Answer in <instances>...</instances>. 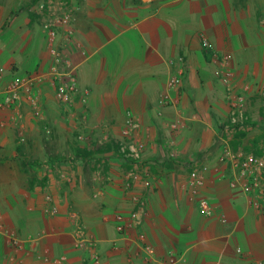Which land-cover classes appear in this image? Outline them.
Returning <instances> with one entry per match:
<instances>
[{
  "label": "crops",
  "instance_id": "crops-1",
  "mask_svg": "<svg viewBox=\"0 0 264 264\" xmlns=\"http://www.w3.org/2000/svg\"><path fill=\"white\" fill-rule=\"evenodd\" d=\"M40 4L0 0V98L8 84L35 75V92L44 108L55 98L47 76L52 58ZM260 7L264 0H69L70 23L58 28L55 40L79 86L73 105L64 106L67 118L72 121L83 112L88 131L104 128L117 134L131 112L135 132L157 134L164 131L157 121L160 110L171 116L194 102L192 112L198 114L193 120L211 121L212 114L199 110L198 103L211 96L215 53L207 50L206 60L201 38L219 52L233 53L237 42L249 46V35L238 32L247 21H264ZM173 74L181 75V85L171 92L175 105L164 109L159 97ZM60 114L53 117L59 119ZM1 120L5 127L17 120L28 135L42 129L24 101L18 109L5 110ZM3 129L0 137L12 130ZM180 135L175 147L173 139L165 141L171 158L161 163L145 159L151 164L149 184L137 182L134 190L123 183L125 163L118 158H106L111 163L100 174L94 170L96 178L94 172L85 175V163L77 157L58 163L59 151L50 139L25 145L28 150L38 147L44 157L19 163L20 182L17 175L0 176V230L5 233L0 237V264H242L237 247L258 253L264 245L263 218L239 188L229 186L230 178L221 175L213 157L204 159L208 170L203 174L199 169L204 184L192 194L188 158L200 147L191 131L189 137L186 131ZM135 193L146 207L137 230L128 215ZM92 196L97 200L92 202ZM200 197L209 201L211 216L200 213ZM75 212L81 224L73 222ZM118 212L129 221L122 234L115 230ZM142 244L154 249L153 259Z\"/></svg>",
  "mask_w": 264,
  "mask_h": 264
},
{
  "label": "rangeland",
  "instance_id": "rangeland-1",
  "mask_svg": "<svg viewBox=\"0 0 264 264\" xmlns=\"http://www.w3.org/2000/svg\"><path fill=\"white\" fill-rule=\"evenodd\" d=\"M42 1L45 0H41V2ZM262 8L263 7H260V9ZM241 28L243 29V31H240L238 33L242 36L246 35L247 33L250 38L248 41H250L251 44H249V46L242 47L237 42L235 47L232 48L234 50L233 53L227 51L226 53L219 52L214 46H212L207 38H201V42L203 41V39L207 40L209 44L207 49L215 53V56L211 60V67L213 70L212 79L214 83L212 87L209 88V91L211 93L209 100L205 101L202 100V98V102L198 103V106L200 107L199 110H208L213 116L212 120L208 121L200 118L194 121L192 116H196V114H198V111L195 112L196 114L192 112V109H195L194 102H189L187 104V110L185 111L184 108H179L181 110L180 111L177 109V107H174L177 109L176 111L178 113H172L171 116L166 115L165 112V114H162L163 110H160V115H158L159 118L157 119V121L161 123L165 132L162 130L157 134H151L149 132L146 133L145 131H141L140 133L134 132L131 135L130 141H136L139 139L144 141L145 150L143 151L138 162L135 161L131 165L128 164L127 169L126 165L124 169L122 168L123 183L125 185L128 182L130 183V186L126 188H132L131 190H134L135 187L133 186L137 184V182L139 183L149 178L150 166L148 164L150 163L147 162V164L145 159L153 157V159L156 158V161H158V163H161L163 161V158H171V155L168 156L170 150L167 147V142L173 139V145L175 147L177 144V139L180 138L179 140H181L180 133L183 131H186L187 137H189V132L191 131L192 140L196 138V142L198 144L197 148L200 147L198 149H201V151L195 149L193 150L192 154H189V173L191 171L190 165L193 161H195L197 164L198 172L201 171L204 174L205 168L208 170V167H206L207 163L204 164V159L207 157H213L215 158V163H219L216 168L222 176L230 178V180L235 176L236 178L237 176L239 177L237 169H233L231 160L228 159V157H226L223 153L225 145H228L234 156L238 158L240 157L242 159L249 155H253L247 153L246 148L251 144L253 140H255L261 135V133L264 132V21H262V23L260 24L253 21H247V23H244L243 27ZM55 46L59 50H63V47L60 45L58 46L57 43ZM51 66L52 60L50 68ZM224 77L228 78L229 84H224L222 82V79ZM230 93H232V95H241L244 99V114L247 117V124L242 128L233 127L229 122L230 110L228 108L227 96ZM38 104L42 114V118L38 121V125L41 126L42 129L38 134L28 135L27 132H24L22 130L23 128H21L17 120H12L9 127H4L3 131L6 128L12 130H5V135L0 137V176L5 177L10 174L17 175V180H19L20 182V178L18 176V169L20 168L19 163H24L27 160L31 161L32 159L43 160L44 156L41 157L42 151H40L38 147L35 149L30 148L28 150L25 148V145L28 144L37 145L39 143L48 142L50 139L49 142L52 141L54 145L56 144L55 147L59 151V153L57 154V161L59 163L64 161H74L77 149L85 152V150H90L95 145H103V143L111 138L118 139L120 142L126 141V138H124L123 136L124 125L122 126V128H120V131L117 134L109 133V131L104 130V128H97L99 129V132L94 133L93 131H88L87 126L89 124V120L86 119L83 112L75 114L78 117L74 116V120H72V122L67 118L65 114L66 106L57 101L56 98L54 99V101H52V103L46 102L44 108L41 106L42 103L39 102V100ZM178 105H180V103ZM57 112H61L63 114H60L62 115V117L59 119L53 117V115ZM177 115H180V117H177ZM185 118L191 119L192 121L187 122ZM54 120H57V123H55ZM166 125L169 126V129L171 130H167L168 128ZM172 125L176 126L173 128ZM241 133H245V137L240 135ZM259 146L260 148H262V154L260 156L254 155V157L260 158L263 162L262 169L258 171V175L261 181L260 187H262V197L260 195L261 198L259 197L256 199V201L258 200V207H254L251 203H249V201H251V198L247 199L248 195H246V200L250 207L252 209L254 208L253 210L258 212V214L263 218V228L261 230L260 237L264 240V142L260 141ZM155 148L158 149V152L154 150ZM144 154L145 158H143ZM99 158L101 159L99 162L97 159L95 167L97 168L96 172L100 174L106 167H108L111 162H108L105 159V156L99 155ZM222 165L223 167L221 170L220 168ZM33 171L34 169L32 170V173H34ZM129 172H133L138 177V179H136L135 181H132V178L127 179L126 176ZM98 173L94 174L96 178L99 175ZM140 191L143 192V189L141 188ZM133 197L136 198V200L132 203V207L128 215L131 219L130 223L133 224L135 226V230H137L142 225L143 215L145 213L146 207L145 201H141L142 197L139 196L138 193H135L134 196L132 195V199ZM96 198L97 197L92 196V198L89 199L94 202L97 200ZM92 205L93 203L90 204V206ZM51 206L53 207V205ZM94 207L96 208V206ZM71 209H75V207L72 206ZM75 213L76 215L73 216V222L81 224V217L77 212ZM135 213L139 214V224H135L133 220V215ZM118 216L122 217V224L124 225V230L121 232H118L117 230V226L119 224V221L117 220ZM115 222V230L117 231V233L122 234L127 231L129 221L126 219L122 212H118L117 214H115ZM79 230L80 229H77V231H75V235L79 234ZM141 235V231H138V239L143 242L145 238ZM142 246L145 251V247H147L148 245L142 244ZM240 248L243 250L242 247ZM244 252L249 254L247 251ZM257 252L258 253H252L250 255L254 258L264 257V245L262 247H259ZM238 258L241 261V258L239 256Z\"/></svg>",
  "mask_w": 264,
  "mask_h": 264
},
{
  "label": "built area",
  "instance_id": "built-area-1",
  "mask_svg": "<svg viewBox=\"0 0 264 264\" xmlns=\"http://www.w3.org/2000/svg\"><path fill=\"white\" fill-rule=\"evenodd\" d=\"M40 10L42 13V27L47 34L52 58V66L47 74L49 86L52 89L54 97L57 101L66 107H71L74 103L75 97L79 93V86L75 75V70L73 67H71L67 57L55 46L58 28L67 25L70 21L71 11L69 8V0L42 1L40 4ZM201 44L204 48H208L209 46L206 39H203ZM37 78L38 77L35 75L28 76L24 79L13 81L3 89L2 96L0 98V130L5 127L4 122L1 120L3 112L5 110L13 111L18 109L22 101L26 102L35 118H42L34 88ZM222 82L224 84H229L227 77H224ZM180 85L181 75L173 74L169 77L166 83L165 91L159 97V105L161 108H167L175 105V100L171 96V92L178 90ZM86 94L87 93L84 94V101ZM227 103L230 110L229 122L231 126L235 127L238 125L240 128L245 126L247 124V117L244 114L243 97L241 95H232V93H230L227 96ZM175 126L176 125H172L173 128ZM136 128L137 124L133 114L131 112H127L123 130V136L126 138V141L121 143L120 149L125 153L126 156L138 161L145 150V143L141 139L130 141L131 135L135 132ZM223 153L226 157H228V159L231 160L233 169H237L239 174V177L237 176L239 179H237L236 176L233 177L229 181V186L233 189L239 188L245 196H249H247V199L251 198L249 203H251L254 207H258V200L256 201V199L262 194V187H260L261 181L258 171L263 167L262 160L260 158L254 157L253 155H249L242 159L240 157L238 158L233 155L228 145H225ZM190 166L191 171L189 173L188 186L192 194H196L198 189L204 184V177L198 172L195 161H193ZM126 177L127 179L132 178V181L138 179V177L133 172H129ZM148 184L149 182L146 179L145 185L148 186ZM125 186L129 187L130 183H126ZM198 207L200 213L204 216H211L213 213V209L209 201L205 198H198ZM117 220L119 221L117 230L118 232H121L124 230L122 217L118 216ZM133 220L135 224H139L138 213L133 215ZM223 222H226V219H223ZM2 235H5V233L0 230V237ZM6 235L11 240H13V237L10 234L7 233ZM145 252L149 257L154 256V249L150 246L145 247ZM235 252L237 256L241 258L242 264H264V257L254 258L250 254L245 253L240 247H237ZM154 262H156V260H154Z\"/></svg>",
  "mask_w": 264,
  "mask_h": 264
},
{
  "label": "trees",
  "instance_id": "trees-1",
  "mask_svg": "<svg viewBox=\"0 0 264 264\" xmlns=\"http://www.w3.org/2000/svg\"><path fill=\"white\" fill-rule=\"evenodd\" d=\"M207 50H208L207 48L203 47V53L205 54V58H206V60H209L210 57H208V55H206V52H208ZM235 127L237 128L238 125H236ZM240 135L245 137L246 134L241 133ZM260 141L264 142V132L261 133V135L259 137H257L255 140H253L251 142V144L246 148L247 153L253 154V156L254 155L260 156L262 154V148H260V146H259ZM121 143L122 142H120L118 139L111 138L108 141H106L105 143H103V145H97V146L95 145V146H93L92 149L85 150V152L77 149L75 157H77V159H81V161H84L85 166L83 168H84L85 175L89 176V175L93 174L94 170L97 169L95 167L96 163H97V159H98V162L101 159V158H99V155L105 156V159L106 158H112V159L118 158V159L124 161V163L126 165V169H127L128 164H130V165L133 164V162L135 160L132 159L131 157L126 156L125 153L121 151V149H120ZM138 161H136V162H138Z\"/></svg>",
  "mask_w": 264,
  "mask_h": 264
}]
</instances>
